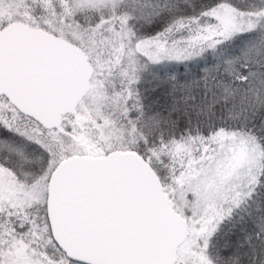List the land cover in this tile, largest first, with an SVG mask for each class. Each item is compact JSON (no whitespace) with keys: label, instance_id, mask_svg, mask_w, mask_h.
Segmentation results:
<instances>
[{"label":"snow or ice","instance_id":"6c2138e0","mask_svg":"<svg viewBox=\"0 0 264 264\" xmlns=\"http://www.w3.org/2000/svg\"><path fill=\"white\" fill-rule=\"evenodd\" d=\"M0 264H264V0H0Z\"/></svg>","mask_w":264,"mask_h":264}]
</instances>
